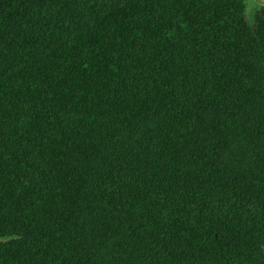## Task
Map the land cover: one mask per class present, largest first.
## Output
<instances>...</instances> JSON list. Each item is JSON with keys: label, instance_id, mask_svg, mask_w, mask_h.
<instances>
[{"label": "trees", "instance_id": "16d2710c", "mask_svg": "<svg viewBox=\"0 0 264 264\" xmlns=\"http://www.w3.org/2000/svg\"><path fill=\"white\" fill-rule=\"evenodd\" d=\"M0 0V264H264V8Z\"/></svg>", "mask_w": 264, "mask_h": 264}, {"label": "rangeland", "instance_id": "374dc122", "mask_svg": "<svg viewBox=\"0 0 264 264\" xmlns=\"http://www.w3.org/2000/svg\"><path fill=\"white\" fill-rule=\"evenodd\" d=\"M245 3V14L248 21L252 22L253 17L261 7L264 8V0H243ZM1 242V241H0Z\"/></svg>", "mask_w": 264, "mask_h": 264}]
</instances>
